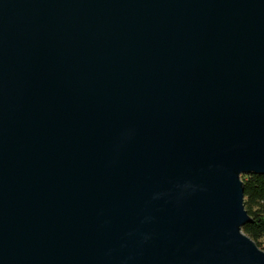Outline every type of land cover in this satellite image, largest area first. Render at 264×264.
Here are the masks:
<instances>
[{
	"label": "water",
	"instance_id": "obj_1",
	"mask_svg": "<svg viewBox=\"0 0 264 264\" xmlns=\"http://www.w3.org/2000/svg\"><path fill=\"white\" fill-rule=\"evenodd\" d=\"M264 0H0V264H264Z\"/></svg>",
	"mask_w": 264,
	"mask_h": 264
},
{
	"label": "trees",
	"instance_id": "obj_2",
	"mask_svg": "<svg viewBox=\"0 0 264 264\" xmlns=\"http://www.w3.org/2000/svg\"><path fill=\"white\" fill-rule=\"evenodd\" d=\"M242 183L244 208L252 220L242 232L257 244L264 238V176L248 175L243 177Z\"/></svg>",
	"mask_w": 264,
	"mask_h": 264
},
{
	"label": "rangeland",
	"instance_id": "obj_3",
	"mask_svg": "<svg viewBox=\"0 0 264 264\" xmlns=\"http://www.w3.org/2000/svg\"><path fill=\"white\" fill-rule=\"evenodd\" d=\"M243 177H245V176H243ZM243 177H241V180L243 179ZM257 244L259 245L260 250L264 251V238L258 240Z\"/></svg>",
	"mask_w": 264,
	"mask_h": 264
}]
</instances>
